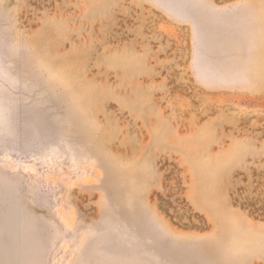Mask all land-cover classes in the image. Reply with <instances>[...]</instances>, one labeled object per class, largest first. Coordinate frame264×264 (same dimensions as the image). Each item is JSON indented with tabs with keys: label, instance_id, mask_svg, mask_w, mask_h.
<instances>
[{
	"label": "rangeland",
	"instance_id": "1",
	"mask_svg": "<svg viewBox=\"0 0 264 264\" xmlns=\"http://www.w3.org/2000/svg\"><path fill=\"white\" fill-rule=\"evenodd\" d=\"M0 264H264V0H0Z\"/></svg>",
	"mask_w": 264,
	"mask_h": 264
},
{
	"label": "crops",
	"instance_id": "2",
	"mask_svg": "<svg viewBox=\"0 0 264 264\" xmlns=\"http://www.w3.org/2000/svg\"><path fill=\"white\" fill-rule=\"evenodd\" d=\"M251 1H252V0H251ZM247 5H248V4H246V6H247ZM246 6L242 7V10H244Z\"/></svg>",
	"mask_w": 264,
	"mask_h": 264
}]
</instances>
